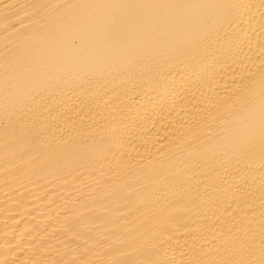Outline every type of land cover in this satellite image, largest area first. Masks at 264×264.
<instances>
[{
	"label": "bare ground",
	"instance_id": "bare-ground-1",
	"mask_svg": "<svg viewBox=\"0 0 264 264\" xmlns=\"http://www.w3.org/2000/svg\"><path fill=\"white\" fill-rule=\"evenodd\" d=\"M0 264H264V0H0Z\"/></svg>",
	"mask_w": 264,
	"mask_h": 264
}]
</instances>
